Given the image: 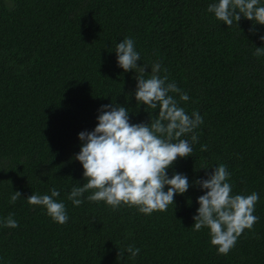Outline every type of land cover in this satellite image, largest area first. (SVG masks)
Here are the masks:
<instances>
[{
    "label": "trees",
    "instance_id": "16d2710c",
    "mask_svg": "<svg viewBox=\"0 0 264 264\" xmlns=\"http://www.w3.org/2000/svg\"><path fill=\"white\" fill-rule=\"evenodd\" d=\"M214 3L0 0V264H264V55H254L264 48V25L241 16L229 28L208 11ZM126 37L140 54L138 67L148 65L151 75L159 62L161 78L189 100L170 95L204 121L192 156L167 172L186 175L192 186L151 215L88 201L91 191L80 206L68 199L86 183L75 159L79 134L94 131L102 106L125 107L132 124L150 125L159 115L138 104V73L118 65L116 45ZM191 135L182 139L191 143ZM221 164L233 195H259L257 223L227 255L211 244L210 229L192 228L206 194L196 181ZM52 188L69 217L64 225L27 202ZM16 191L21 198L12 204ZM10 214L17 228L4 227ZM129 246L140 249L134 259Z\"/></svg>",
    "mask_w": 264,
    "mask_h": 264
},
{
    "label": "clouds",
    "instance_id": "9594fccd",
    "mask_svg": "<svg viewBox=\"0 0 264 264\" xmlns=\"http://www.w3.org/2000/svg\"><path fill=\"white\" fill-rule=\"evenodd\" d=\"M259 3L260 0H218L209 5L208 11L229 28L234 21L239 25L241 16L254 24L264 25V6ZM115 51L119 67L125 72L138 73L135 93L138 104L146 105L147 109L158 108L159 115L152 118L150 125L132 124L125 107L102 106L94 131L79 134L83 144L75 159L83 166L86 183L73 187L68 199L80 206L81 198L91 191L93 194L87 196L88 201L105 202L114 211L122 205L135 207L145 215L167 211L169 205L174 204V197L184 195L192 186L186 175L174 174L169 178L167 172L178 159L192 156V144L199 142L195 130L203 124V117L199 112L189 116L170 95L175 93L181 101L189 100L174 82L166 83L167 75L161 78L159 62L151 65V75L145 72L148 65L138 67L140 54L132 38H124ZM254 55H264V48H256ZM190 133L191 143L182 139ZM206 150L207 146L201 145V151ZM229 179L227 167L221 164L208 179L196 181L206 194L198 198L200 206L198 215L193 217L192 228L195 231L210 229V242L222 255L229 254L245 230H253L258 221L254 215L258 193L233 195ZM59 195V191L52 188L50 195L33 194L27 202L43 206L55 222L64 225L69 217L64 203L56 200ZM20 198L21 193L16 191L10 196V203L15 204ZM3 225L13 229L19 226L12 214ZM126 251L132 259L140 253L134 246Z\"/></svg>",
    "mask_w": 264,
    "mask_h": 264
}]
</instances>
